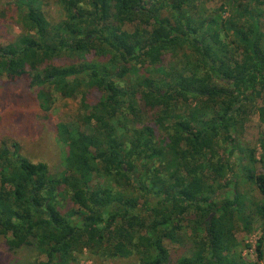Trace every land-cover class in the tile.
<instances>
[{
  "label": "trees",
  "instance_id": "obj_1",
  "mask_svg": "<svg viewBox=\"0 0 264 264\" xmlns=\"http://www.w3.org/2000/svg\"><path fill=\"white\" fill-rule=\"evenodd\" d=\"M207 2L0 0V39L7 24L21 31L0 41V87L32 104L0 140L7 252L31 251L28 264H79L85 250L92 264L263 260L264 129L258 145L237 135L255 113L264 125V0ZM57 99L76 101L71 118L45 116ZM41 137L55 170L23 150ZM238 231L259 233L255 260Z\"/></svg>",
  "mask_w": 264,
  "mask_h": 264
},
{
  "label": "rangeland",
  "instance_id": "obj_2",
  "mask_svg": "<svg viewBox=\"0 0 264 264\" xmlns=\"http://www.w3.org/2000/svg\"><path fill=\"white\" fill-rule=\"evenodd\" d=\"M213 0H208L206 4L208 6H217L218 3H211ZM125 28V27H124ZM130 28V27H129ZM6 29L8 31V34L6 36L8 37H2L0 39L2 44H7L9 39L15 38L19 35L20 28L17 26V24H7ZM5 93V99L3 98V94ZM21 95V87L20 86H14L9 87L8 90H3V88L0 87V107L2 104V98L6 100L5 105L3 108H0V140L2 137H7V135L13 134V128L11 127V119H13L12 115L17 111L21 110L22 112H27L29 109L32 108V104L28 105L29 103L22 101L19 105H17L14 101V97ZM77 109V103L73 99H57L56 105L51 109V111L47 112L45 116H52L54 118H58L61 120H67L68 118H71L72 115L75 114V111ZM264 125H261L258 119V115L255 113L251 120L246 124V126L243 128V131H240L237 135L239 139L241 140H247L249 142H256V145H258V136L259 133L264 129ZM41 140V141H40ZM35 138L30 141H28L24 146L23 150L28 154V157L31 159L36 160L37 157L42 158L43 160H47L51 166H53V169H57L59 166L60 158L59 156H55L54 158H50L49 152L50 148L49 145L46 142H51L50 139H46L45 137H41V139ZM40 144V145H39ZM39 145V146H38ZM42 145V147H41ZM257 156L261 152V148L257 146ZM59 149V148H58ZM39 154L41 156H39ZM57 155V154H56ZM48 156V157H47ZM262 167L260 165H257L256 172H260ZM247 189L249 191L253 192V187L248 186ZM254 193V192H253ZM237 238L241 242V247L243 249L242 255L250 260H255L256 252L254 250L255 247V241L259 235L257 232L251 231V232H245V231H238ZM167 247H170L171 244L168 242H165ZM247 244V247H245ZM89 253L85 250L83 255L78 259L79 264H92V259L87 258ZM33 253L31 251H27L26 249H23L17 253H9L6 251L4 246L0 242V264H28L30 260L32 259ZM128 261H115L111 264H127ZM259 264H264V258L263 260L259 261Z\"/></svg>",
  "mask_w": 264,
  "mask_h": 264
}]
</instances>
